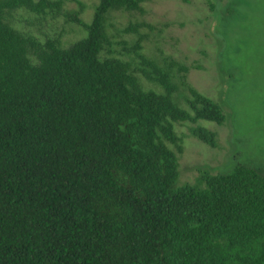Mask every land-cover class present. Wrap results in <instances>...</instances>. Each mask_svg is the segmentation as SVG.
I'll use <instances>...</instances> for the list:
<instances>
[{
	"label": "trees",
	"instance_id": "obj_1",
	"mask_svg": "<svg viewBox=\"0 0 264 264\" xmlns=\"http://www.w3.org/2000/svg\"><path fill=\"white\" fill-rule=\"evenodd\" d=\"M147 0H98L65 46L11 13L64 0H0V264H264V174L238 163L179 184L175 124H223L189 66L115 50ZM141 21L124 31L138 33ZM127 48V47H124ZM215 145L216 132L192 130Z\"/></svg>",
	"mask_w": 264,
	"mask_h": 264
},
{
	"label": "rangeland",
	"instance_id": "obj_2",
	"mask_svg": "<svg viewBox=\"0 0 264 264\" xmlns=\"http://www.w3.org/2000/svg\"><path fill=\"white\" fill-rule=\"evenodd\" d=\"M98 0H64L45 14L19 9L10 21L21 31L44 42L58 38L67 46L86 30L74 21L82 10L89 22ZM146 12L125 14L115 50L135 57L133 45L140 36L144 53L152 58L171 55L189 66V82L202 94L222 104L223 124L200 119L175 124L183 138L178 183L194 184L205 171L228 172L238 163L264 174V0H147ZM136 21L139 32H125ZM127 47V48H124ZM201 125L216 132L211 145L193 135Z\"/></svg>",
	"mask_w": 264,
	"mask_h": 264
}]
</instances>
